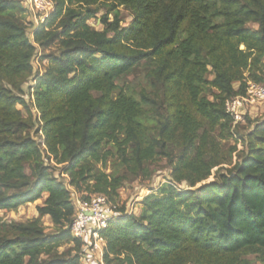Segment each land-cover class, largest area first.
I'll return each mask as SVG.
<instances>
[{
  "label": "trees",
  "instance_id": "trees-1",
  "mask_svg": "<svg viewBox=\"0 0 264 264\" xmlns=\"http://www.w3.org/2000/svg\"><path fill=\"white\" fill-rule=\"evenodd\" d=\"M47 1L54 11L30 40L24 1L0 0V211L46 194L36 219L0 218V264H79L73 191L116 205L98 232L102 264H264V122L230 169L201 184L225 162L213 133L239 125L225 103L263 85L264 0ZM101 9L98 31L87 22ZM39 49L51 50L42 74ZM142 64L145 87L117 84ZM163 159L170 179L128 214L119 189Z\"/></svg>",
  "mask_w": 264,
  "mask_h": 264
},
{
  "label": "rangeland",
  "instance_id": "rangeland-1",
  "mask_svg": "<svg viewBox=\"0 0 264 264\" xmlns=\"http://www.w3.org/2000/svg\"><path fill=\"white\" fill-rule=\"evenodd\" d=\"M24 5L27 8V14L24 19V23L27 27V32L30 40L33 39V33L36 29H38L41 25L45 24L48 20L47 18H44L42 16V13L39 12L38 9L34 6L33 3H31L29 0H23ZM119 14L123 19V22L121 23L122 28H128L132 21V14L125 10L122 7L118 8ZM104 15V9L99 10V12L96 14L95 18L90 19L87 23L94 28L95 30H102L103 26L99 22V18ZM50 16V14H49ZM108 20H112V16H108ZM246 28L251 30H256V26L254 24H247ZM51 50H41L39 49L36 53L35 58L33 59V68L34 73L42 74L45 68L47 67V61L44 60L42 57L43 55H46L47 53H50ZM149 66L142 64L141 66L134 69L129 75L123 77L120 81L117 82L118 85H127L130 88L134 90H139L142 87H145L143 84H145L144 76L147 72V68ZM262 71L264 72V58L262 60ZM244 77H248L247 72L244 73ZM208 80H211L212 77L207 75L206 77ZM264 85V81L262 82ZM32 87L34 85L33 82H28V84L25 85V99L29 98V94H27V87ZM34 112H36L35 109H33ZM264 122V101L260 103H255L248 108V112L246 113L245 119L239 123L236 129H232L231 136L225 134L223 137L220 136L222 133L220 131H216L213 133V137L215 140V143H217V149L221 157L224 159V164L220 165L219 167L215 168L211 172V176L203 183L212 182L214 180V176L217 170H220L221 173H224L225 170L230 169L238 160L239 155L246 151L245 146V135L251 131L252 127L256 124ZM40 137V136H38ZM41 142V140H40ZM230 154V155H229ZM51 166L53 167L52 173L57 178H67L65 175H61L62 168L60 166H54L52 162ZM155 170L152 172L150 177L147 179H136L131 182H126L122 188L118 191L119 199L117 201L118 206H121L122 204L125 205L126 210L129 212H132L134 214H138L140 205L139 202L148 194L156 193L158 188L165 182H167L170 179V173L171 170L169 166L167 165L166 161L159 160L157 164L154 166ZM105 173H109V170H105ZM199 186V185H198ZM73 191V190H72ZM85 193L83 192H72V200L73 203L76 200H82V197H85ZM94 195H89V199L93 197ZM46 198V194H43L41 198L33 203L25 204L20 207H18L15 211H0V218L3 221L6 222H21L25 223L28 221H32L38 217L37 213V207L42 206L44 199ZM44 232L47 235H51L57 232V227H55L50 219L48 217L41 218L40 221ZM101 242L103 241H95L92 238L86 239L85 242H83V246L81 247L82 250L80 252V261L79 264H93L95 262L100 261L102 258H100V253L103 251V249H100ZM93 245L99 251L97 255H95L94 250L92 252ZM71 244L62 245L58 251L63 252L67 251L69 248H71ZM104 247V245H103ZM253 257H251L252 259ZM96 259V260H94ZM103 263V262H102ZM255 264H261L260 262H256Z\"/></svg>",
  "mask_w": 264,
  "mask_h": 264
},
{
  "label": "built area",
  "instance_id": "built-area-1",
  "mask_svg": "<svg viewBox=\"0 0 264 264\" xmlns=\"http://www.w3.org/2000/svg\"><path fill=\"white\" fill-rule=\"evenodd\" d=\"M36 9L42 13L44 18H49V14L54 11L52 3L47 0H29ZM47 18V19H48ZM264 101V85L248 83L244 96H237L225 103L226 113L233 121V126L244 120L249 106ZM75 215L70 225V233L73 238L85 242L86 239L102 241L98 232L107 226V223L116 218V205L111 204L107 197L103 195H94L88 200H76L74 203ZM128 214L129 212L126 210ZM93 250H98L93 245ZM102 258V252L100 253ZM102 264V259L98 261Z\"/></svg>",
  "mask_w": 264,
  "mask_h": 264
},
{
  "label": "crops",
  "instance_id": "crops-1",
  "mask_svg": "<svg viewBox=\"0 0 264 264\" xmlns=\"http://www.w3.org/2000/svg\"><path fill=\"white\" fill-rule=\"evenodd\" d=\"M103 245H104V243L103 242H101V247H100V249H103ZM99 251H101V250H94V253H95V255H97L98 253H99ZM94 260H96V259H94ZM93 264H99L98 262H95V263H93Z\"/></svg>",
  "mask_w": 264,
  "mask_h": 264
}]
</instances>
